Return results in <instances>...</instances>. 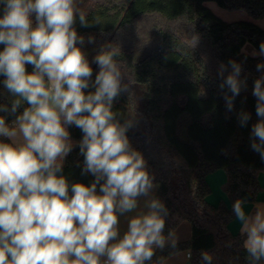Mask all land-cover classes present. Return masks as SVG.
I'll return each mask as SVG.
<instances>
[{
    "label": "clouds",
    "instance_id": "clouds-1",
    "mask_svg": "<svg viewBox=\"0 0 264 264\" xmlns=\"http://www.w3.org/2000/svg\"><path fill=\"white\" fill-rule=\"evenodd\" d=\"M0 5V76L12 97L10 107L0 104V112L15 116L11 124L0 116V264H145L156 249L175 248V233L164 235L168 209L151 195L154 177L127 135L138 124L135 107L123 119L113 111L122 93L134 95L135 81L124 82V65L115 59L119 43L108 42L95 55L99 71L92 81L85 38L74 27L77 19L91 26L79 0H0ZM192 39L195 46L198 38ZM258 54L264 55V43ZM262 69L264 63L257 64ZM242 71L235 60L218 69L229 112L247 87ZM90 87L94 91L86 92ZM252 95L260 119L251 127L250 147L264 159V75L254 81ZM237 118L245 127L251 115L242 111ZM70 126L83 134L76 144ZM74 146L84 158L82 173L94 177L89 185L69 183L63 174ZM141 197L146 211L133 215L121 236L120 216L135 212ZM233 212L250 264H259L264 205L249 215L238 199ZM202 259L211 264L212 256L203 252Z\"/></svg>",
    "mask_w": 264,
    "mask_h": 264
},
{
    "label": "trees",
    "instance_id": "trees-1",
    "mask_svg": "<svg viewBox=\"0 0 264 264\" xmlns=\"http://www.w3.org/2000/svg\"><path fill=\"white\" fill-rule=\"evenodd\" d=\"M207 1L227 10L245 11L254 19L264 17V0H79L91 26L82 27L77 19L74 27L85 38L82 50L93 69L92 81L99 71L93 58L108 42L120 45L121 55L115 59L124 65V82L128 77L135 81L131 86L134 95L130 98L122 93L113 102V111L123 119L135 107L138 124L127 135L158 185L153 196L168 209L164 235L182 221L190 225L187 241L177 242L175 248L157 249L145 264H160L185 249L191 253V264H207L203 252L212 256L211 264H250L243 237L231 232L228 224L235 217L236 200L258 199V174L264 172V159L250 147L251 127L260 119L252 90L254 81L264 75V69L257 71L264 55L242 52L247 43L260 51L264 30L249 21L221 20L204 5ZM89 36L94 43L87 42ZM193 36L198 38L195 46ZM230 60L242 64L241 78L247 80L231 112L226 109L217 74L219 66ZM26 67L33 70L31 65ZM3 79L0 76V104L10 107L12 97ZM242 111L251 115L245 127L237 118ZM0 116L9 124L15 119L4 112ZM68 130L74 144L82 139L78 128ZM79 157V147L74 146L65 158L63 174L69 183L89 185L94 177L82 173ZM217 169L226 173L229 205L207 200L211 188L206 176Z\"/></svg>",
    "mask_w": 264,
    "mask_h": 264
},
{
    "label": "crops",
    "instance_id": "crops-1",
    "mask_svg": "<svg viewBox=\"0 0 264 264\" xmlns=\"http://www.w3.org/2000/svg\"><path fill=\"white\" fill-rule=\"evenodd\" d=\"M206 180H207V183L209 184V186L211 188L210 194L211 193L213 194L215 191L218 192L219 191L218 190L219 185L221 187V190H223L225 192V186L227 183V176H226V173L222 169H217V170L209 173L206 176ZM258 182H259V197H258V199L256 201H253V202H244L243 203V207L249 215L255 213L256 206L258 204L264 205V172L263 171L259 172V174H258ZM154 191L155 190L153 189L152 193H151L152 196L154 195ZM144 199L145 198H143V197H141L139 199V206L135 212L127 213L123 216H120V218H119V220H120L119 231H120L121 236L127 230V225H128L129 219L133 215H136L140 211H146V209L144 208ZM207 200L212 202V199L210 198L209 195L207 196ZM185 223H186L185 221L183 223H181L180 226L173 233H177L180 230V228L183 227V229L181 231H179L178 234L179 235L185 234V236H186V234L188 233V231H187L188 226H186L187 224H185ZM228 227H229V230L231 232L241 234L240 230H239L240 229V222L237 220L236 216H235V219L228 224ZM241 236L243 237V240L246 239V236H243V235H241ZM168 261H170L168 264H185V262L188 261L187 253H179L176 255H172V256L168 257L167 259H165L163 261V264L167 263Z\"/></svg>",
    "mask_w": 264,
    "mask_h": 264
},
{
    "label": "rangeland",
    "instance_id": "rangeland-1",
    "mask_svg": "<svg viewBox=\"0 0 264 264\" xmlns=\"http://www.w3.org/2000/svg\"><path fill=\"white\" fill-rule=\"evenodd\" d=\"M204 5L208 9H210L211 12L215 16H217L218 18H220L221 20H223L225 22L249 21V22H252V23L256 24L257 26H259L260 28H262L264 30V17L258 18V19H254V18L250 17L245 11H242V10H227V9L219 7L213 1L204 2ZM242 52L247 53L250 56H259L258 53L260 51L256 50L253 46H251L250 44L247 43V44H245L242 47ZM253 53H257V55H253ZM155 185H156V187L154 188V190L156 191L158 185L157 184H155ZM218 190H219L218 192L215 191L213 194L212 193L209 194L210 198L212 199V202L209 201V203H211L213 205H216L220 201H225L229 205L228 197H227L226 193L223 190H221L220 185L218 187ZM155 191H154V193H155ZM234 219H235V217L231 221H233ZM183 222L184 221H182L181 223H183ZM185 222H186L185 224H187L186 226H188L187 227L188 233L186 234V236H185V234L179 235L178 234L179 231H181L183 229V227H181L180 230L177 233H175V236L177 238V242L187 241L189 239V237H190V225H189L188 221H185ZM180 224L172 232H174L180 226ZM187 252H188V250L185 249L183 251L176 252L173 255H176V254H179V253H187ZM169 262L170 261H168L165 264H168ZM185 264H186V262H185Z\"/></svg>",
    "mask_w": 264,
    "mask_h": 264
},
{
    "label": "water",
    "instance_id": "water-1",
    "mask_svg": "<svg viewBox=\"0 0 264 264\" xmlns=\"http://www.w3.org/2000/svg\"><path fill=\"white\" fill-rule=\"evenodd\" d=\"M79 160H80V162H81L82 165H83V160H84V158H83L82 155H80ZM186 264H191V263H190V261H187Z\"/></svg>",
    "mask_w": 264,
    "mask_h": 264
},
{
    "label": "built area",
    "instance_id": "built-area-1",
    "mask_svg": "<svg viewBox=\"0 0 264 264\" xmlns=\"http://www.w3.org/2000/svg\"><path fill=\"white\" fill-rule=\"evenodd\" d=\"M12 123V122H11ZM187 257H188V252H187Z\"/></svg>",
    "mask_w": 264,
    "mask_h": 264
}]
</instances>
